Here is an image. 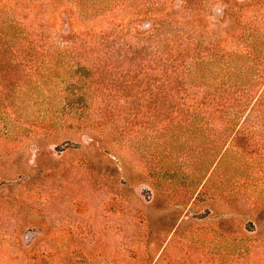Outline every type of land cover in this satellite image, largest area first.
I'll list each match as a JSON object with an SVG mask.
<instances>
[{"label":"rangeland","instance_id":"rangeland-1","mask_svg":"<svg viewBox=\"0 0 264 264\" xmlns=\"http://www.w3.org/2000/svg\"><path fill=\"white\" fill-rule=\"evenodd\" d=\"M0 264H264V0H0Z\"/></svg>","mask_w":264,"mask_h":264}]
</instances>
